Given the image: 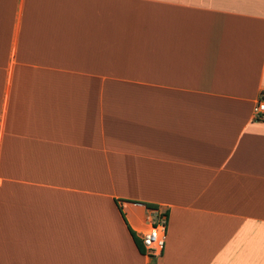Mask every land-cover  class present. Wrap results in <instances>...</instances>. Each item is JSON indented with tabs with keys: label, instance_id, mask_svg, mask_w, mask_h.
I'll return each mask as SVG.
<instances>
[{
	"label": "crops",
	"instance_id": "0c3cea01",
	"mask_svg": "<svg viewBox=\"0 0 264 264\" xmlns=\"http://www.w3.org/2000/svg\"><path fill=\"white\" fill-rule=\"evenodd\" d=\"M262 90L264 0H0V264H264Z\"/></svg>",
	"mask_w": 264,
	"mask_h": 264
},
{
	"label": "built area",
	"instance_id": "2783aa9c",
	"mask_svg": "<svg viewBox=\"0 0 264 264\" xmlns=\"http://www.w3.org/2000/svg\"><path fill=\"white\" fill-rule=\"evenodd\" d=\"M254 115L257 120H264V90H262L257 104L254 107ZM143 245L151 257H161L167 242V221L161 217L160 221L152 229L141 236Z\"/></svg>",
	"mask_w": 264,
	"mask_h": 264
},
{
	"label": "trees",
	"instance_id": "16d2710c",
	"mask_svg": "<svg viewBox=\"0 0 264 264\" xmlns=\"http://www.w3.org/2000/svg\"><path fill=\"white\" fill-rule=\"evenodd\" d=\"M149 206V205H148ZM150 207H153V206H151L150 205ZM153 208H155V207H153ZM121 212H122V210H121ZM133 234V233H132ZM133 236H134V240H135V242L137 243V245H138V247H139V249H140V251H141V253H147V251H146V249H145V247H144V245H143V242H142V240L141 239H138L134 234H133Z\"/></svg>",
	"mask_w": 264,
	"mask_h": 264
}]
</instances>
